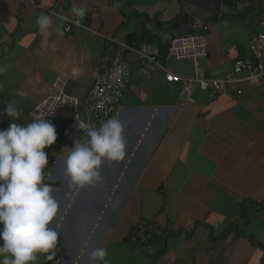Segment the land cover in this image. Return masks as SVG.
Segmentation results:
<instances>
[{
    "label": "crops",
    "instance_id": "1",
    "mask_svg": "<svg viewBox=\"0 0 264 264\" xmlns=\"http://www.w3.org/2000/svg\"><path fill=\"white\" fill-rule=\"evenodd\" d=\"M184 1L70 0L56 11L59 0H0V65L9 66L0 77V129L15 122L3 113L10 99L20 100L21 122L30 123V108L53 94L58 74L68 76L66 93L83 105L103 66L102 34L126 42L135 34L134 42L166 51ZM248 1L242 12L213 15L197 29L205 28V57L171 61L169 70L182 77L230 74L248 55L251 37L264 31V0ZM73 2L88 9L86 26L101 34L76 26L66 32V22L60 34L39 33L42 11L75 18ZM124 57L132 87L112 116L126 124L125 159L105 162L98 186L69 189L64 157L74 141L57 138L45 149V182L60 204L53 223L61 232L56 255L38 264H92L89 253L100 246L110 264H264V87L211 99L197 85L167 82L133 53ZM141 221L169 230L134 243L131 230Z\"/></svg>",
    "mask_w": 264,
    "mask_h": 264
},
{
    "label": "clouds",
    "instance_id": "2",
    "mask_svg": "<svg viewBox=\"0 0 264 264\" xmlns=\"http://www.w3.org/2000/svg\"><path fill=\"white\" fill-rule=\"evenodd\" d=\"M119 4L115 8H119ZM72 22L79 23L88 9L74 2L69 8ZM55 17V19H54ZM67 15L42 11L35 25L43 36L60 34ZM9 70L0 65V77ZM4 82L0 80V91ZM17 96H27L18 91ZM3 113L15 122L0 129V264H38L42 256L52 260L56 255L58 231L56 221L60 204L54 196V188L45 182L49 163L47 147L57 141V128L46 115L52 110L37 108L30 123L21 122L23 108L20 100L10 99ZM81 135L74 140L64 157V176L69 189L96 187L102 182V166L105 162L125 159L127 140L125 122L111 116L96 124L78 118L75 125ZM92 264H110L107 248L100 246L89 253Z\"/></svg>",
    "mask_w": 264,
    "mask_h": 264
},
{
    "label": "built area",
    "instance_id": "3",
    "mask_svg": "<svg viewBox=\"0 0 264 264\" xmlns=\"http://www.w3.org/2000/svg\"><path fill=\"white\" fill-rule=\"evenodd\" d=\"M74 20L75 18H70L66 22L64 28L66 32L76 26L87 28L95 34H101L94 27L86 26L87 15L79 23L72 22ZM204 30L205 28L172 37L164 54L149 43L126 42L114 36L102 34L105 39L103 66L96 76L87 98L83 101V105L78 98L66 93L68 76L58 74L53 82V94L32 106L29 116L32 117L33 113H37V108H45V111L52 110V115L45 116L51 122L57 119L68 120L63 124L53 122L57 128V138H64L65 141H74L81 135L75 126L78 123V118L97 125L111 117L124 92L132 87V70L124 57L127 52L135 54L139 59L148 63L153 71L162 74L167 82H182L187 87L197 85L200 89L206 90L211 99L219 95H228L230 91L237 90V86L241 83L251 82L253 85H264V31L251 37L248 42V55L237 58L231 73L225 77L211 78L200 74H195L193 77H182L171 72L168 68L171 61L188 59L196 62L207 55ZM82 111L85 118L82 117ZM168 230L169 226L141 221L134 228L132 236L134 241L146 242L154 236H165Z\"/></svg>",
    "mask_w": 264,
    "mask_h": 264
},
{
    "label": "water",
    "instance_id": "4",
    "mask_svg": "<svg viewBox=\"0 0 264 264\" xmlns=\"http://www.w3.org/2000/svg\"><path fill=\"white\" fill-rule=\"evenodd\" d=\"M70 0H59L56 11L61 4H69ZM248 0H185L177 20L170 24L177 35L193 33L203 27L204 23L213 15L233 14L246 9ZM247 11H250L247 9ZM169 27V24L166 25Z\"/></svg>",
    "mask_w": 264,
    "mask_h": 264
},
{
    "label": "trees",
    "instance_id": "5",
    "mask_svg": "<svg viewBox=\"0 0 264 264\" xmlns=\"http://www.w3.org/2000/svg\"><path fill=\"white\" fill-rule=\"evenodd\" d=\"M127 41L128 42H133V41H136L135 40V34H130V35H128L127 36ZM137 43V42H136ZM138 44V43H137ZM167 51V50H166ZM166 51H162L163 53H166ZM160 226H162L161 224H160ZM137 227V223L134 225V227L132 228V232L131 233H133V230H134V228H136ZM232 231V229H229V230H227L226 232H224V235H226V234H228V233H230ZM155 237V236H154ZM131 239H132V241H134V238H133V236H132V234H131ZM153 238H151V239H149V240H147L146 242H149V241H151ZM134 243H139V244H145V242H137V241H135ZM258 245V244H257Z\"/></svg>",
    "mask_w": 264,
    "mask_h": 264
},
{
    "label": "rangeland",
    "instance_id": "6",
    "mask_svg": "<svg viewBox=\"0 0 264 264\" xmlns=\"http://www.w3.org/2000/svg\"><path fill=\"white\" fill-rule=\"evenodd\" d=\"M245 86H246L247 88H249V87L252 88L253 86L256 87V86H258V85H253L251 82H248V83H245V84H239V85L237 86V88H238L237 90H239L240 93L243 92V91L245 92V89H247ZM262 86L264 87V85H262ZM81 108H82V106H81Z\"/></svg>",
    "mask_w": 264,
    "mask_h": 264
}]
</instances>
